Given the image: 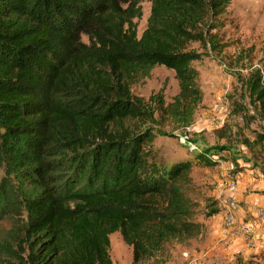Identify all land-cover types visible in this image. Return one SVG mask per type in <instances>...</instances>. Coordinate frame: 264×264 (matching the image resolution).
<instances>
[{
    "label": "trees",
    "instance_id": "trees-1",
    "mask_svg": "<svg viewBox=\"0 0 264 264\" xmlns=\"http://www.w3.org/2000/svg\"><path fill=\"white\" fill-rule=\"evenodd\" d=\"M142 1L0 0L5 264H112L114 232L137 264L202 231L189 195L195 162L157 160L153 142L162 124L192 125L203 97L192 63L202 53L189 45L206 46L230 0H150L138 36ZM157 65L178 82L169 103L132 91ZM248 97L264 141L259 71ZM199 150L198 160L214 165L210 151ZM218 213L209 201L205 216Z\"/></svg>",
    "mask_w": 264,
    "mask_h": 264
},
{
    "label": "rangeland",
    "instance_id": "rangeland-1",
    "mask_svg": "<svg viewBox=\"0 0 264 264\" xmlns=\"http://www.w3.org/2000/svg\"><path fill=\"white\" fill-rule=\"evenodd\" d=\"M150 5V0L141 3L142 15L136 19L138 36L146 27ZM215 23L206 46L199 42L189 45L202 53V58L192 63L203 93L192 125L175 129L170 123L162 124L153 142L157 160L195 162L189 195L196 203L193 221L202 224V231L181 241H167L153 256L137 264H264V227L259 226L263 222L245 213L250 216L245 221L253 224L254 238L237 237L233 229L224 231L226 212L221 206L231 180L237 181L238 190L245 184L247 193L264 195V141L258 139L263 129L248 97L251 76L259 71L264 80V0H230ZM178 90L174 71L163 65L155 66L148 77L132 85L133 93L147 102L160 93L169 103ZM179 136L195 149L181 143ZM202 146L210 151L208 159L215 161L214 165L198 160L197 155L204 153L199 150ZM211 200L220 207L216 218L205 216ZM239 204L243 205L241 200ZM258 210L255 207V216ZM9 227L0 213V241L8 238ZM109 241L112 264H133L132 246L119 232L111 233ZM250 241L253 246L247 244ZM5 256L0 247V264H5Z\"/></svg>",
    "mask_w": 264,
    "mask_h": 264
},
{
    "label": "built area",
    "instance_id": "built-area-1",
    "mask_svg": "<svg viewBox=\"0 0 264 264\" xmlns=\"http://www.w3.org/2000/svg\"><path fill=\"white\" fill-rule=\"evenodd\" d=\"M218 111L222 110V107L216 108ZM179 140L181 143L188 144L189 146L194 147L191 142L186 143L182 136H179ZM195 149V147H194ZM239 190L237 187V181L231 180L227 186V193L224 195L222 200V208H224L225 216H224V231L228 229H233L234 233H237V237H245V238H254L251 237L253 233V224L252 222L239 220L237 218V212L239 210ZM256 220H261L264 222V211L258 210V215L255 218ZM255 223V222H254ZM257 224V223H256ZM249 246H253L254 243L250 241L247 243Z\"/></svg>",
    "mask_w": 264,
    "mask_h": 264
},
{
    "label": "crops",
    "instance_id": "crops-1",
    "mask_svg": "<svg viewBox=\"0 0 264 264\" xmlns=\"http://www.w3.org/2000/svg\"><path fill=\"white\" fill-rule=\"evenodd\" d=\"M250 182H251V180H250ZM245 188H246L245 184H241L240 189H239V194H240L239 200H241L242 203H243V205H241L239 207V210L237 212V218L239 220H245L244 218L246 216H244V214L245 213L248 214V212H250L252 217L256 218V216L254 215L255 207H256L257 210L259 208H261V207L264 210V195L262 194V195L259 196V195L255 194L254 192H248L247 193ZM212 217L216 218V215H214ZM247 217H250V216H247ZM260 225H262V227H264V222L262 224H259V226ZM261 233H264V228H263Z\"/></svg>",
    "mask_w": 264,
    "mask_h": 264
}]
</instances>
